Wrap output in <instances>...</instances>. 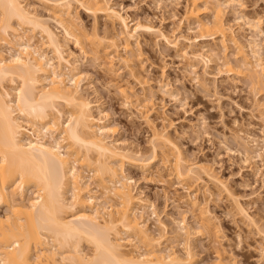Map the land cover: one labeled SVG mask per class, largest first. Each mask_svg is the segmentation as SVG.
I'll use <instances>...</instances> for the list:
<instances>
[{
	"label": "bare ground",
	"instance_id": "bare-ground-1",
	"mask_svg": "<svg viewBox=\"0 0 264 264\" xmlns=\"http://www.w3.org/2000/svg\"><path fill=\"white\" fill-rule=\"evenodd\" d=\"M26 1L0 0V208L6 207V214H0V264H196L190 246L194 235L191 226L183 220L176 230V236L184 241L183 254L165 245L166 227L162 224V232L150 231L149 219L142 214L147 200L138 194L125 166L147 173L161 152L180 182L196 183L207 177L225 188L224 182L205 166L186 160L165 130H154L149 155L122 146L99 104L83 95L78 60L73 54L74 61L66 58V45L59 34ZM38 1L50 7L57 29L84 53L90 49L108 72L114 67L113 53L123 51L122 63L142 85L145 82L135 72L142 56L135 51L139 35L157 34L171 43L152 23L132 24L110 0ZM211 1L188 0L184 19L190 29L197 25L199 35L195 39L220 42L225 55L230 43L243 52L226 21L225 3ZM74 3L95 18L104 16L119 25L120 31L111 39L101 37L96 28L89 34L74 16ZM202 12L211 13L212 22H205ZM254 23L249 21L257 28L258 23ZM36 33L41 34L40 41ZM255 47L251 42L255 62L244 56L243 66L252 69L250 84L259 91L264 83V63ZM99 53L108 61H101ZM181 55L193 61L202 58L206 65L214 57L206 46L202 52L185 50ZM224 67L230 74L241 75V71L234 73L236 69L229 62ZM119 91L128 104H133L135 95L122 88ZM147 113L141 112L153 126ZM237 140L247 160L261 157L260 153L252 155L243 138ZM186 191L193 207L200 208L197 195L188 187ZM234 202L249 220L245 208L238 200ZM150 207L151 214L158 216L149 203ZM209 215L203 209L199 218L194 216L195 224L200 223L198 228L208 233ZM257 228L264 238V228ZM84 243L92 249L91 254L84 251ZM129 247L132 249L127 250ZM217 263L238 264L224 262L222 257Z\"/></svg>",
	"mask_w": 264,
	"mask_h": 264
},
{
	"label": "rangeland",
	"instance_id": "rangeland-1",
	"mask_svg": "<svg viewBox=\"0 0 264 264\" xmlns=\"http://www.w3.org/2000/svg\"><path fill=\"white\" fill-rule=\"evenodd\" d=\"M26 2L59 34L66 45V58L74 61L73 54L78 60L83 75V95L99 104L122 146L149 155L154 130H165L186 160L205 166L224 182L225 188L207 177L196 183L180 182L161 152L159 161L147 173L126 165V173L135 182L138 194L147 200L142 214L149 219L150 231L162 232L163 224L168 238L165 245L183 254L184 241L176 236V230L178 224L186 220L194 234L190 246L196 264H218L219 257L230 263L233 260L238 264H264V238L257 228H264V83L255 91L249 79L252 69L243 66L244 56L255 62L251 58V42L257 45L254 49L259 50L264 63V0H221L225 3L226 21L243 48L241 52L230 43L226 55L220 42L195 39L199 35L197 25L190 29L184 19L190 6L188 0H110L132 24L152 23L171 39L169 43L157 34L143 33L137 38L135 51L142 56L135 72L144 85L137 82L122 63L123 51L113 53L114 67L108 72L90 49L84 53L57 29L49 6L38 0ZM73 13L89 34L96 28L101 37L111 39L115 31H120L119 25H113L104 16L95 18L77 3L73 4ZM201 18L205 22L213 20L208 12H202ZM249 21L257 22L258 27H251ZM36 39H42L40 33ZM203 46L213 52L209 65L202 58L193 61L181 55L185 50L202 52ZM43 48L53 56L50 50ZM99 57L103 62L108 61L104 53H99ZM225 62L236 69L234 73L241 71V75L228 73ZM119 88L135 95L133 104L126 102ZM142 111L148 112L153 126L147 123ZM238 138L248 142L253 156L260 153L261 157L247 160L238 146ZM186 187L197 195L200 208L193 207ZM31 195L30 191L28 198ZM234 199L245 208L249 220L235 208ZM149 203L158 216L151 214ZM203 209L211 217L209 233L198 228L200 223L195 224L194 216L199 218ZM0 214H6V207L0 208ZM192 227L202 231L196 233V228ZM83 247L91 254L89 245L84 243Z\"/></svg>",
	"mask_w": 264,
	"mask_h": 264
}]
</instances>
